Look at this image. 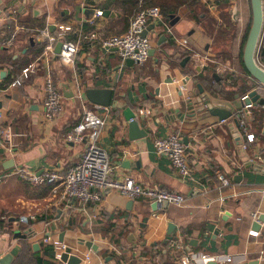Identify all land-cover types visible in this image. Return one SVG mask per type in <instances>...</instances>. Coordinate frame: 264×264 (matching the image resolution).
I'll return each instance as SVG.
<instances>
[{"label": "crops", "instance_id": "1", "mask_svg": "<svg viewBox=\"0 0 264 264\" xmlns=\"http://www.w3.org/2000/svg\"><path fill=\"white\" fill-rule=\"evenodd\" d=\"M137 1L0 0V175L20 168L37 175L63 173L77 163L85 141L69 143L64 138L89 109L105 116L98 146L116 166L113 179L131 178L141 187L181 194L185 201L163 207L145 198L127 199L113 190L105 191L97 203H66L49 186L32 187L11 176L0 187V261L18 247L10 264H63L50 255L53 248L43 239L59 241L64 233V243H73L89 256L80 264H177L188 253L226 254L234 264H264V223L259 222L264 216V104L248 109L242 105V98L255 89L264 100V91L238 61L225 58L231 53L215 44L222 39L216 37L220 30L230 33L234 27L220 25L219 19H229L235 2L199 0L167 21L158 12L162 22L151 23L154 28L146 34L153 52L138 66L122 61L115 49L101 47V40L127 30L141 7ZM97 10L101 17L94 16ZM241 15L240 10L239 21ZM17 27L23 30L15 43L3 47L1 41ZM45 27L50 36L62 35L78 46L73 67L62 65L55 55H43L39 31ZM89 33L96 38L89 40ZM30 65L24 78L20 70ZM46 75L64 102L62 114L52 121L42 111ZM17 80L19 84L11 86ZM197 85L211 103L233 113L238 127L232 118L220 122L210 116L184 129L177 111L185 112V102L198 91ZM88 88L112 90V100L122 107L104 111L105 107L89 103L84 94ZM126 109L146 135L129 138ZM170 133L188 139L187 179L153 151L154 141ZM217 175L230 185L221 187ZM27 217L33 220L20 222ZM80 235L97 250L78 246ZM175 241L180 247L170 246Z\"/></svg>", "mask_w": 264, "mask_h": 264}, {"label": "built area", "instance_id": "2", "mask_svg": "<svg viewBox=\"0 0 264 264\" xmlns=\"http://www.w3.org/2000/svg\"><path fill=\"white\" fill-rule=\"evenodd\" d=\"M138 1L141 7L130 19L127 30L123 34L109 36L101 40V47L106 49L113 48L117 51L122 61L131 60L134 64L141 66L147 61L152 48L150 40L147 36H143V33L147 31L151 23H161L162 17L155 8H143V1ZM12 13H15V10ZM94 16L101 17L102 12L97 10ZM9 17L12 16L9 15ZM21 30H23L22 27H17L5 36L1 41L2 46L10 48L15 43L18 32ZM95 38V33H89V40ZM39 39L44 43L43 55H55L54 46L58 42H61V51L58 55H55L56 59L66 67L74 66L78 53V46L75 43L64 41L62 35L56 38L50 36L46 27L39 31ZM181 43L186 44V41L183 40ZM31 68L32 66L30 65L22 70L24 78L27 77ZM18 84L19 81L17 80L11 86ZM43 87L45 92L42 103L43 116L46 120L52 121L63 112V98L49 75H46L43 79ZM245 98L243 97L242 101ZM243 107L248 109L251 105H244ZM107 110V108H104V111ZM105 122V116L99 115L94 110H84L77 124L70 129L64 138L69 143L85 141L84 150L77 163L73 164L63 173L50 170L37 175L23 168L16 169L10 175H0V187L8 177L15 176L32 187H51V192L53 194L60 192L61 199L66 201V203L76 202L80 205L97 203L102 200L105 191L114 190L130 200L145 198L157 206H161L165 202L167 204L181 205L185 201L181 194L141 187L131 178L118 181L111 177L116 166L108 160L106 152L98 146L100 132L105 126ZM253 140L251 134L247 135L248 142L251 143ZM243 149H245L244 146ZM186 150L187 146L182 143V140L176 133H170L164 138L156 139L153 143V151L157 155L166 158L171 163L176 174L182 179H187L190 176ZM217 179L221 187H228L230 185L228 179L222 175H217ZM252 217L257 220L255 213L252 214ZM31 220H33V217L21 218L20 222L27 224ZM250 235L257 236L258 233L250 232ZM43 242L52 246L55 258L57 259H59L60 253L66 249V245L59 241L50 242L44 238ZM180 244L175 241L170 246L180 247ZM88 257V255L84 256L83 261H87ZM199 260L214 261L217 264L235 263L234 258L226 254L209 256L206 254L188 253L180 257L177 264H197Z\"/></svg>", "mask_w": 264, "mask_h": 264}, {"label": "water", "instance_id": "3", "mask_svg": "<svg viewBox=\"0 0 264 264\" xmlns=\"http://www.w3.org/2000/svg\"><path fill=\"white\" fill-rule=\"evenodd\" d=\"M250 4V12H251V23L246 34V38L244 41L241 62L243 69L250 79H252L258 88L264 91V68L258 63V50L260 47V39L263 29L264 22V2L263 0H249ZM153 25L148 26L147 31L153 29ZM50 30H54V27L51 26ZM147 31L143 33V36H146ZM62 43L58 42L54 48V54L58 55L61 51ZM152 50L149 55L152 54ZM127 63H133L131 60H127ZM198 91H193L190 94L189 98L185 102V112L178 113L177 111V119L180 122H184L185 128H192L196 124L197 121L205 119L207 117H216L218 121L224 122L232 118L234 124L238 127V119L233 117V113L224 107L222 104H214L211 103L209 98L204 95L203 88L201 85H197ZM85 98L86 100L97 106L108 108L117 107L121 108L122 106L116 105V103L112 100V90L107 88L96 89V88H88L85 90ZM261 105L264 104V100L255 90L248 93L246 98L242 101V105ZM124 116L126 121H129L128 130H129V138L137 139L141 136L146 135L144 131H139L138 123L134 118L133 113L126 109L124 111ZM188 124H191L190 126ZM184 145H187L188 139L184 138L182 140ZM107 190L106 192H108ZM163 207L167 205V203L162 204ZM259 222L264 223V216L259 217ZM172 225L169 226V230L171 231ZM259 225H257V229ZM64 233H61L59 236V242L64 243ZM171 240V238L167 239ZM78 246L85 247L88 250L95 252L97 250L96 245H93L90 240H87L84 235L79 236ZM66 245V249L60 253L59 260L63 264H80L81 261L84 260V256L80 253L79 250L73 245V243H64ZM193 245V242L190 243ZM34 250L39 249V245H33ZM82 250V248H81ZM18 247L13 248L4 258L1 259L0 264H10L13 258L18 253ZM50 255L55 257V252L51 251ZM207 264H217L214 261H209ZM248 264H258V261H253Z\"/></svg>", "mask_w": 264, "mask_h": 264}, {"label": "rangeland", "instance_id": "4", "mask_svg": "<svg viewBox=\"0 0 264 264\" xmlns=\"http://www.w3.org/2000/svg\"><path fill=\"white\" fill-rule=\"evenodd\" d=\"M233 1L235 2V5H233L234 8L232 6V8L230 9L229 19H223L222 17H220L219 24L225 25V27L228 25L229 29H231L232 26L234 27L232 28L230 33H228L229 31L227 33L226 32L222 33V31L220 30L219 31L220 34H217L216 37L220 36L222 39L218 41L220 42L219 45H217L216 42L215 44L216 46H218V49L231 53L230 57L229 56L225 57L229 62L238 61L240 64H242L241 62L242 49L246 38V34L248 32L251 23L250 4H249V0H242L241 2H239V0H233ZM238 2L240 3L241 9H238L239 7ZM240 10L242 14L240 18L241 21H239ZM238 26L240 27L238 28ZM232 41H233V48L232 47L230 48L228 44H230ZM257 61L261 65L258 58Z\"/></svg>", "mask_w": 264, "mask_h": 264}, {"label": "trees", "instance_id": "5", "mask_svg": "<svg viewBox=\"0 0 264 264\" xmlns=\"http://www.w3.org/2000/svg\"><path fill=\"white\" fill-rule=\"evenodd\" d=\"M138 2V1H137ZM199 0H144L142 4L143 8L152 7L156 8L157 11L163 16V18L167 21L168 18L173 15L177 14L178 12L181 13L180 9H186L193 5L198 4ZM182 9V10H183ZM41 27H43L41 25ZM258 60L261 64H264V47L263 45L260 46L258 51ZM242 66V64H241ZM22 70H20L21 72ZM48 249H46V253ZM39 264H42L41 261H38Z\"/></svg>", "mask_w": 264, "mask_h": 264}]
</instances>
